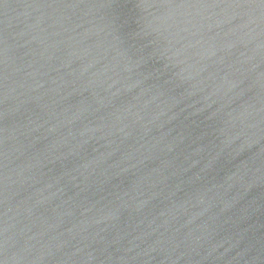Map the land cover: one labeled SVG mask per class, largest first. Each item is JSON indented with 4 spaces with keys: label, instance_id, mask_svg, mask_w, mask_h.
I'll list each match as a JSON object with an SVG mask.
<instances>
[{
    "label": "water",
    "instance_id": "water-1",
    "mask_svg": "<svg viewBox=\"0 0 264 264\" xmlns=\"http://www.w3.org/2000/svg\"><path fill=\"white\" fill-rule=\"evenodd\" d=\"M0 264H264V0H0Z\"/></svg>",
    "mask_w": 264,
    "mask_h": 264
}]
</instances>
